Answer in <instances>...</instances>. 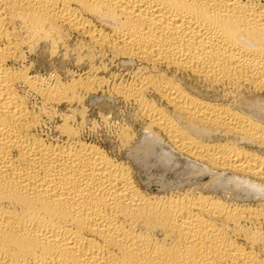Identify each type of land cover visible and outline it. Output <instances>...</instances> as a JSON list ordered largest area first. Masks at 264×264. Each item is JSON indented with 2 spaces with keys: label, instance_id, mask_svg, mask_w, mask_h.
<instances>
[{
  "label": "bare ground",
  "instance_id": "6f19581e",
  "mask_svg": "<svg viewBox=\"0 0 264 264\" xmlns=\"http://www.w3.org/2000/svg\"><path fill=\"white\" fill-rule=\"evenodd\" d=\"M66 31L87 41L91 62L108 54L138 63V79L113 88L116 97L135 102L148 132L192 158L180 164L196 177L160 187L136 163L144 170L134 173L155 185L147 193L128 164L68 121L60 141L37 134L39 116L22 95L37 86L21 69L23 48L55 45ZM171 73L264 96V0H0V264H264V231L250 229L264 220V202L252 209L232 200H264V153L202 143L145 97L157 96L199 135L261 150L264 124L195 98ZM89 83L38 92L58 105Z\"/></svg>",
  "mask_w": 264,
  "mask_h": 264
},
{
  "label": "rangeland",
  "instance_id": "374dc122",
  "mask_svg": "<svg viewBox=\"0 0 264 264\" xmlns=\"http://www.w3.org/2000/svg\"><path fill=\"white\" fill-rule=\"evenodd\" d=\"M66 33L67 34H65V32L63 33L65 36L62 35V37H66L65 40L61 38L62 40H57L56 44L54 43L55 45L58 44L56 47L52 44H49L48 46V44L45 45L44 43L38 42H34L35 44H33V42L30 44L28 43L26 47L23 48L24 61L21 69H25L28 77L32 78L31 81L34 82V87L37 85L35 87L38 89L37 92L41 89H52L56 84L66 87V85H71L76 82H90L91 88L89 87V89L85 90L82 87H77L75 89L77 99L75 98L69 103L61 102L58 105L55 104L56 106L50 102L46 103L43 101V99L40 98V93H37L35 88L31 89L32 91L30 89L25 92L22 91V95L25 96V101L31 112L39 116H37L39 118V123L36 128L37 134H40V136L45 137V139L48 140H61L62 131L60 129L62 124H66L68 121L67 125L79 131L78 135L84 140L99 143L109 154H111L112 157H116L118 160L128 164L133 171L134 179L140 182V185L144 187L147 193H151L150 188L155 189V187H153L155 185H152L151 187L147 182L141 180L140 177L145 173L149 174V177H147V179L149 178V181L153 180L157 182L160 187L164 184L171 186V183H169L171 180L185 181L190 180L191 177H196L195 175H192L193 173L190 174L189 169H186L185 166L180 164V162L186 163L192 158L187 157L186 155H178L175 150L170 147L166 139L163 137V134L157 130H155L156 132L152 131L153 134L148 132L146 130V120L140 116L141 112L135 102L123 101V99L121 100V98L116 97L113 88L119 86L118 84L126 85L133 83L138 79V77L134 78L132 76L133 73L136 72L137 67L139 68V65H137L138 63L127 61H123L122 63L121 61L111 59L112 57L108 54L102 55V57L98 56V59L91 62L88 59L91 50L89 48L90 46H87V41L75 33H68L67 31ZM58 41L59 43H57ZM29 45L30 48H28ZM50 45H52L53 48L52 46L50 47ZM92 52L97 55L94 50ZM96 67L100 70L97 71L96 77H94L95 75L93 71L97 69ZM170 75L172 77L169 78H172V80L175 79L174 81L179 85L182 84L183 86H181L195 98L208 102L211 101V103L215 105L227 106L235 111L248 114L257 122L264 124V96L256 94L254 95L255 97H251L241 88V90L239 89L237 92H234L236 91L234 89L232 93V89L229 87V89L227 87L222 88L223 86L212 87L209 83L204 84L203 81L184 73H171ZM34 91L35 93H33ZM24 93L26 94L24 95ZM146 99H149L148 101H153L152 103L157 108L162 110V112L164 111V113L166 112L168 116L170 115L169 117H172V120L175 119V122L179 124L183 130L185 129V131H188L190 135L202 143L213 144L229 142L233 145L235 144L234 147L238 149L242 147L245 150L249 149L248 151L250 152L259 151V153H257L260 155H263L264 153V150H261L260 147L247 144L244 141L239 140L238 137L224 139V137L219 134H214V136L213 133L208 130L200 131L204 135H199L189 128L188 123L186 124V122H183L184 120L180 119L176 112L172 110L171 106L169 107L164 101H160L157 96L148 94L145 97V100ZM238 105H241V107ZM179 121H182L188 126H183L184 124L182 122L181 125ZM56 126L59 130H57ZM188 128L189 130H187ZM124 129L125 131H128V134L130 135H128L126 141L125 138H121V133ZM154 132L157 134L155 135ZM219 137H222L223 139H219ZM152 139H155L156 141L158 140V142L153 143L152 146H150L149 141ZM136 149L139 150L136 152ZM133 151H135L133 155L135 156L138 154L142 160L140 162L135 161V164L140 163L141 166L148 168L145 169V173H134L136 168L142 170H144V168H140L137 164L135 165L134 162H132L134 156H129V152ZM164 151H166V153ZM167 151L171 154V159L176 155L177 157L175 156L176 159L174 157V161H177L178 159H181L182 161H162L168 158L166 155ZM158 166L160 167L158 168ZM250 179L257 182V180L253 178ZM206 181L208 182V180ZM200 182L202 183L204 181ZM188 187V185H185L184 188ZM227 187L228 189L230 188L229 186ZM231 187L232 188L229 189L228 193L235 194L233 186ZM146 189L149 190V192ZM230 198H232V196ZM238 199L239 196L232 198V200L234 202L237 201V203L241 200L238 204H247L252 209L255 208V206H257L256 208L261 207L260 204H263L264 202V200L259 201V199H251L249 202L246 199L243 200L244 198ZM262 223H264V220L258 223V226L254 225L252 228L250 226V229H255L258 233L263 232L264 224ZM260 226L261 230L259 231ZM261 234L263 236L264 232L260 233V235Z\"/></svg>",
  "mask_w": 264,
  "mask_h": 264
}]
</instances>
